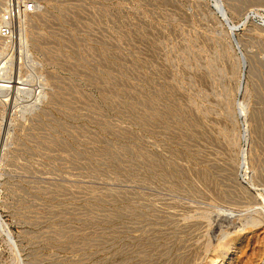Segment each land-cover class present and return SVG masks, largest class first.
<instances>
[{
	"label": "rangeland",
	"instance_id": "374dc122",
	"mask_svg": "<svg viewBox=\"0 0 264 264\" xmlns=\"http://www.w3.org/2000/svg\"><path fill=\"white\" fill-rule=\"evenodd\" d=\"M5 10L0 264H220L259 235L264 0Z\"/></svg>",
	"mask_w": 264,
	"mask_h": 264
},
{
	"label": "bare ground",
	"instance_id": "6f19581e",
	"mask_svg": "<svg viewBox=\"0 0 264 264\" xmlns=\"http://www.w3.org/2000/svg\"><path fill=\"white\" fill-rule=\"evenodd\" d=\"M11 10V9H10ZM9 11L8 10H5V11H2V16L4 17H1L2 19L4 18H7V15H9L8 13ZM12 12V10H11ZM24 11L22 9H19V14H23ZM1 19V20H2ZM226 19V18H225ZM8 20V18H7ZM7 20H4V21H7ZM1 28V27H0ZM1 42V46L5 45L7 43V40L6 41H3V40H0ZM94 188V187H93ZM153 188V187H152ZM155 189V188H154ZM185 198V197H184ZM259 208V207H258ZM257 208V209H258ZM261 208V207H260ZM221 209V208H220ZM252 209V208H250ZM263 209V208H261ZM256 210V209H255ZM254 210V211H255ZM208 211V210H207ZM228 211V210H227ZM252 211V210H251ZM259 211V210H258ZM260 212V211H259ZM264 212V211H263ZM216 213V212H215ZM220 213V212H219ZM242 213V212H241ZM251 213V212H250ZM257 213V210L256 212ZM202 214V213H201ZM200 214V215H201ZM213 214V213H212ZM211 214V215H212ZM232 214V213H231ZM195 215V213H194ZM198 215V214H197ZM200 215H198L200 217ZM203 215V214H202ZM219 215V214H218ZM217 215V217H218ZM232 216V215H231ZM251 216V215H250ZM189 217H192V216H189ZM205 217V216H204ZM203 217V218H204ZM208 217L209 219V216H206V218ZM213 218V216H211ZM197 218V217H196ZM202 218V216H201ZM252 218V217H251ZM250 217H248V219H250L248 221L247 224H250L248 225L249 228H255V230H257V226H261V224L264 223L263 219L260 218V217H253L251 219ZM182 219V218H180ZM247 219V218H246ZM228 220V218H227ZM226 220V221H227ZM233 220V219H231ZM210 222V221H209ZM208 222V223H209ZM213 222V221H212ZM239 222H242L239 221ZM247 222V221H246ZM3 223V222H2ZM199 223V222H198ZM219 223V221H218ZM224 223V222H223ZM227 223V222H226ZM243 223V222H242ZM235 224V223H234ZM218 225V224H217ZM225 225V224H224ZM230 225V224H229ZM245 225V224H244ZM243 225V226H244ZM264 225V224H263ZM219 227V226H218ZM247 228V227H246ZM245 228V229H246ZM243 229V228H242ZM244 230V229H243ZM260 231L259 235H254V233H252V231L248 233H242L241 230H238L236 231L233 236L228 239L227 241H225L223 243V246L225 248V251H226V257L221 259L220 260V264H260L259 263V260L262 259L263 260V256H264V226L260 229H258ZM258 232V231H257ZM211 233V232H210ZM212 234V233H211ZM216 234V233H215ZM221 234V233H220ZM224 234V233H223ZM227 234V233H226ZM229 234V233H228ZM209 236V234H207ZM206 235V236H207ZM225 235V234H224ZM226 236V235H225ZM224 236V237H225ZM211 237V235H210ZM222 237V236H221ZM219 237V238H221ZM223 237V238H224ZM215 238V236H214ZM208 240V239H207ZM214 240V239H213ZM259 240V241H258ZM206 241V240H205ZM211 242V241H210ZM253 242L256 244V246L252 247L253 246ZM212 243V242H211ZM207 244V243H206ZM209 244V242H208ZM207 246V245H206ZM209 250V249H208ZM261 260V261H262ZM263 264V262H262Z\"/></svg>",
	"mask_w": 264,
	"mask_h": 264
},
{
	"label": "built area",
	"instance_id": "2783aa9c",
	"mask_svg": "<svg viewBox=\"0 0 264 264\" xmlns=\"http://www.w3.org/2000/svg\"><path fill=\"white\" fill-rule=\"evenodd\" d=\"M25 5V6H23ZM23 8H20L19 5H14L13 3L10 4V6L8 8H10L12 10V15H14V12H16V15H19V9H25L26 11H32L33 10V4H22ZM14 24L12 23V21L10 19H8L7 21H4V23L2 24L1 28H0V37L6 40H11L13 38V34H14Z\"/></svg>",
	"mask_w": 264,
	"mask_h": 264
}]
</instances>
